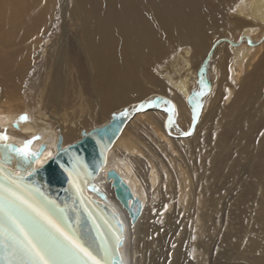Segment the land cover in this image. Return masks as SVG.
Returning a JSON list of instances; mask_svg holds the SVG:
<instances>
[{"label": "bare ground", "instance_id": "obj_1", "mask_svg": "<svg viewBox=\"0 0 264 264\" xmlns=\"http://www.w3.org/2000/svg\"><path fill=\"white\" fill-rule=\"evenodd\" d=\"M0 22L11 50L0 51V132L37 136L35 149L48 141L51 158L59 136L65 147L148 102L107 150L104 198L88 192L120 214L124 264L206 262L201 223L217 200L244 177L239 197L264 195V0H0ZM46 22L59 30L50 41L54 31H38ZM37 47L45 66L31 76L34 66L18 65ZM110 169L142 201L136 222ZM251 248L244 264H264V231Z\"/></svg>", "mask_w": 264, "mask_h": 264}, {"label": "water", "instance_id": "obj_2", "mask_svg": "<svg viewBox=\"0 0 264 264\" xmlns=\"http://www.w3.org/2000/svg\"><path fill=\"white\" fill-rule=\"evenodd\" d=\"M136 107H126L119 113H114L110 121L103 125L96 126L82 131V137L77 141L62 146V136H59L57 141L56 153L51 158L42 159L45 155L48 141L35 149L31 145L33 152H40L42 155L38 160H33L31 166L23 164L17 166L18 157L15 153H10L0 146V167H3V174L0 175V181L5 186L8 181L3 180L4 176L23 177L20 183L29 188H39L49 199L54 200L58 205L66 209L68 222L75 224L77 218L80 221L82 233L85 240L92 248L93 252L100 255L96 251V245H92V239L96 236L97 229L94 226L99 225V231L107 237L106 247L110 249L107 257V264H124L122 248L125 239V226L120 214L115 211L109 204L99 202L95 197L91 196L88 189L92 193L104 198L105 194L97 185V178L100 170L107 161V150L112 147L115 140L119 137L122 129L130 116L137 110ZM128 111L126 117H122L120 113ZM6 143L20 146L23 143L17 139H9ZM9 156L13 157L11 160ZM39 160L42 163H39ZM25 169L31 171L35 169L31 175H28ZM71 178L75 179L77 173L79 179L76 181L81 189V193H77L76 189L69 183ZM109 179H112L116 197L122 205L129 211L132 222H136L143 211V205L140 198L135 196L130 186L124 181L120 173L114 169L108 171ZM97 182V183H96ZM81 198L84 203L81 204ZM89 213L91 217L89 218ZM108 221V223H105ZM118 221L120 223H118ZM116 235L122 237V243L119 245L117 252ZM3 249L0 248V252ZM101 259L104 257L101 256ZM0 264H4V260L0 258Z\"/></svg>", "mask_w": 264, "mask_h": 264}, {"label": "snow or ice", "instance_id": "obj_3", "mask_svg": "<svg viewBox=\"0 0 264 264\" xmlns=\"http://www.w3.org/2000/svg\"><path fill=\"white\" fill-rule=\"evenodd\" d=\"M203 84V79H201ZM203 95V92L199 93ZM165 104H171L170 101H164ZM150 106L148 102H141L135 110L139 111ZM199 108V104L196 106ZM174 105L168 109L171 113ZM122 117L128 115V111L120 113ZM28 117L22 115L19 121H26ZM195 115L193 123H195ZM17 121V127L19 126ZM173 123L169 117V125ZM185 132L183 135H189ZM10 138L6 132H0V146L15 153L17 166L23 164L31 166L33 160H38L42 155L40 152H33L31 145L33 140L39 139L33 136L27 139L20 146L6 143ZM13 157L9 156L11 160ZM3 167H0V175L3 174ZM28 175H31L35 169H25ZM79 174L75 179L71 178L69 183L81 193V189L76 183ZM3 180L8 181V185L0 181V258L4 264H107V257L110 249L106 247L107 237L99 231V225H95L96 236L92 239V245H96L97 255L93 252L85 240L80 227L79 218L75 224L68 222L66 209L58 205L54 200L49 199L39 188H29L23 186L20 181L23 177L4 176ZM84 203L83 198L80 201ZM89 218L91 213H89ZM108 223V221H105ZM118 223H120L118 221ZM117 252L122 243V237L116 235ZM174 247V245H173ZM101 256L104 259H101ZM121 264L123 262L121 261Z\"/></svg>", "mask_w": 264, "mask_h": 264}, {"label": "rangeland", "instance_id": "obj_4", "mask_svg": "<svg viewBox=\"0 0 264 264\" xmlns=\"http://www.w3.org/2000/svg\"><path fill=\"white\" fill-rule=\"evenodd\" d=\"M71 1L75 3V0H67V2ZM59 17L60 15L56 14L54 25L60 24ZM2 26L0 22V51L4 49ZM46 27L54 31L53 35L48 38L49 41L53 40L59 30L52 28L46 22V25L38 31L40 32ZM45 41L43 40L41 44H44ZM21 47L23 46L20 45ZM4 50L11 52L10 48ZM43 51L40 47L35 48L33 53L25 57L22 64L18 65V69L34 66L31 76L39 73L35 67L45 66ZM104 118L105 116L100 117L99 115L96 121L100 123ZM248 182L247 177H244L240 182L232 184L229 187V192L226 190L225 194L217 200L215 217L212 220L203 219L201 224L205 225V230L200 236L198 244L207 253L209 259L197 264H212L211 257L215 252H217L215 261L218 260L221 264H244L246 262L244 255L253 251L252 240L264 231V217L261 209V206L264 205V195L257 191L251 198L239 197Z\"/></svg>", "mask_w": 264, "mask_h": 264}]
</instances>
